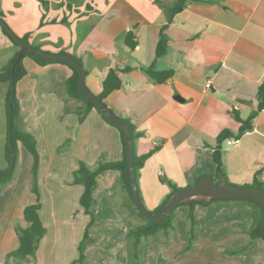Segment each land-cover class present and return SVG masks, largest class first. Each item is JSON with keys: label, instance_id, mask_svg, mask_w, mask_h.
<instances>
[{"label": "crops", "instance_id": "0c3cea01", "mask_svg": "<svg viewBox=\"0 0 264 264\" xmlns=\"http://www.w3.org/2000/svg\"><path fill=\"white\" fill-rule=\"evenodd\" d=\"M174 1L73 0L68 7L62 0H0L3 20L19 38L26 37L41 51H61L80 61L84 84L93 95L100 94L108 71L116 70L121 86L104 103L141 135L135 154H149L136 180L147 211L165 201L171 185L185 189L204 176L213 178L217 136L224 130L238 134L235 116L247 120L256 111L264 78V0H190L167 23L164 7ZM164 25L167 47L156 60ZM130 33L133 50L125 43ZM15 52L0 29L2 66ZM22 63L25 74L14 88L19 108L14 125L36 142L38 197L30 190L32 157H26L27 192L11 191L5 199L0 193V264L18 248L14 227L27 226L20 222V212L36 200L45 234L33 257L14 264H70L78 258L80 243L84 258L77 264H133L128 234L143 221L125 206L119 172L107 170L96 177L88 228L91 217L79 205L83 187L73 184L80 163L93 169L99 162L121 160L118 131L95 110L79 121L84 105L66 93L67 66L39 65L29 57ZM152 64L155 71H172L173 76L155 82L144 71ZM221 162L231 185L249 186L255 179L264 183V111L252 119L238 145L221 144ZM190 210L188 205L175 210L174 232L180 227L182 234L188 231ZM192 212V248L181 235L168 238L173 230L159 232L141 241L136 263L264 264V238H250L260 217L251 203L215 200L194 205ZM4 215L10 216L8 225ZM156 251L162 255L152 256Z\"/></svg>", "mask_w": 264, "mask_h": 264}, {"label": "trees", "instance_id": "16d2710c", "mask_svg": "<svg viewBox=\"0 0 264 264\" xmlns=\"http://www.w3.org/2000/svg\"><path fill=\"white\" fill-rule=\"evenodd\" d=\"M68 3L73 0H62ZM158 1V0H156ZM190 0H175L174 3L171 6L164 7V12L166 15L167 23H169L172 18L180 13L187 5V3ZM0 18L3 20V15L0 12ZM65 22V21H64ZM167 25H164L159 32V40L157 42L156 48H155V59L162 57L165 54L166 47H167V39L165 35V29ZM2 33L8 38L10 43L16 48V52L14 55L4 64L2 67H0V83H6L8 85L6 96H5V108H6V116H7V125H8V133H7V142L4 147V159L7 163V168L0 170V187L6 186L9 184L14 176V170L16 166V160H17V145L20 144L31 156H32V169H31V191L32 193L38 197V191H37V177L36 172L38 168V161L39 156L36 149V142L35 139L31 134L28 132L21 130L19 128H16L14 125V119L18 115L19 108L18 103L15 97V94H12L16 83L24 76L25 69L22 63V60L24 57H29L34 62H36L39 65H45L49 63H59L67 66L70 71L71 75L65 82V90L68 95V97L75 99L79 102H81L84 105L83 112L79 115V121L81 122L87 112L90 110H95L102 120H104L108 125L115 128L120 137V142L122 145V158L120 161L117 162H99L93 169H90L87 167L84 163H80L77 170L74 172L73 175V184H79L83 187V192L79 198V205L83 209L84 213L86 215H89L91 217L87 228L90 224L93 222V217L91 213V208L94 204L93 201V191L96 186V177L107 170H116L120 174V182L121 187L124 190V192L127 195V202L125 203V206L127 209H129L132 213H134L137 217H139L143 223L136 226L134 229L129 231V237L131 238V248H130V257L132 259L133 264H137L136 261L138 259V249L141 244V241L143 239L153 237L157 233L161 232L163 234H167L170 230L174 229L173 226V219H174V211L182 206V205H188L191 210L189 213V240L190 242L193 240L194 237V216L192 212V208L194 205H202L199 202H191L188 204H180L178 205L172 214L165 218L164 220L160 222H156L153 220H146L138 211L136 208L134 201H133V193L129 186V180L127 177L126 172V157H125V142L123 135L121 131L109 123L105 117L96 109V107L90 103L78 90L77 87V77L78 72L69 64L64 61H56V60H42L39 57L32 56L29 54L22 53L19 55L20 47L18 44H16L11 37L6 33V31L2 28H0ZM22 42L30 45L26 39V37L19 38ZM125 43L129 50H133L135 47V43L132 41V35L131 33L126 35L125 37ZM31 46V45H30ZM34 49L39 50V48L31 46ZM59 54H64L63 52H59ZM77 63H80V61L72 57ZM82 66V65H81ZM145 73L155 82L157 83H163L167 79L173 76L172 71H155L153 69V64L144 69ZM121 86V81L117 75V72L115 69H110L105 77V79L102 82L101 86V92L99 95H96L95 97L104 103V99L113 91L119 89ZM257 109L255 112L252 113V115L247 120H241L239 117L235 116V120L240 123L239 132L237 135H233L228 130H224L219 133V135L216 138V149L212 153V160L215 165V175L213 176V181L215 184L220 183V177L219 175H223L222 173V162H221V144L229 139V138H239L241 134L250 129V123L252 119L257 115L258 112L264 110V78L261 81V83L258 86L257 89ZM105 104V103H104ZM106 105V104H105ZM110 110V109H109ZM110 112L113 114V112L110 110ZM114 115V114H113ZM118 118V117H117ZM129 130L133 145L135 141L141 136L138 132H136L135 127L130 123L129 120L118 118ZM12 122L11 130L9 131V123ZM10 139V141H9ZM149 157V154L137 156L135 152H133V168L135 172V178L137 180L138 177V171L142 168L144 161ZM13 163V169L10 170L9 167ZM251 187H257L262 192H264V183L259 182L257 179L254 180V182L249 185ZM171 192L165 199V201L156 209L153 211H149L150 213H158L160 211V208L167 202L169 197L180 190L179 188L171 185ZM215 201V200H212ZM237 201H245V200H237ZM248 203H251L253 206H255L259 212L261 218V209L258 205H256L253 202L245 201ZM40 209L39 201L36 200L34 204H30L24 207L23 209V219L27 224V227L24 229H18L17 230V240H18V248L10 253L8 257L17 258L18 260L25 261L29 257H33L38 244L42 237L45 234V228L42 225V222L39 218L38 211ZM259 221L257 225L254 227V229L250 233L251 239L256 238H264V235L261 234L259 229ZM87 238V232L84 233V240ZM82 243L78 246V258L71 262L70 264H77L82 262L84 255L82 252Z\"/></svg>", "mask_w": 264, "mask_h": 264}, {"label": "water", "instance_id": "95a60500", "mask_svg": "<svg viewBox=\"0 0 264 264\" xmlns=\"http://www.w3.org/2000/svg\"><path fill=\"white\" fill-rule=\"evenodd\" d=\"M0 28L4 29L11 39L19 45L20 52L18 56H20L22 53H25L39 57L42 60L64 61L69 63L78 72L77 87L79 92L96 107V109L109 123L117 127L123 135L125 142L126 172L129 180V186L133 193V201L140 214L146 220L160 222L169 217L174 209L180 204H188L191 202L208 204L212 200H245L253 202L260 207L261 218L259 221V229L261 234L264 235V192H262L257 187L231 185L223 175H220L219 184H215L212 177L204 176L193 187L180 189L172 194L167 202L160 208L158 213H150L147 211L142 205L138 196L135 172L133 168L134 145L131 134L127 127L110 112L107 106L98 100L95 95L88 91L84 84L85 72L82 66L77 63L70 55L44 52L34 49L30 45L22 42L1 18ZM12 94H14V90ZM11 127L12 122L9 123V131L11 130ZM12 169L13 163L10 166V170Z\"/></svg>", "mask_w": 264, "mask_h": 264}, {"label": "rangeland", "instance_id": "374dc122", "mask_svg": "<svg viewBox=\"0 0 264 264\" xmlns=\"http://www.w3.org/2000/svg\"><path fill=\"white\" fill-rule=\"evenodd\" d=\"M1 62L2 61H0V67H2V63ZM7 88H8V85L6 83H0V170H3L5 168H7V163L5 162V159H4V147H5V144L7 142V133H8L7 118L5 116V107H4V101H5ZM17 150H18V152H17L16 166H15V170H14V177L17 176V174H18V172L20 170V172H19V174H20L19 181L12 188L10 186V183L7 184L6 186L0 187V193L3 192L4 196L2 198H4V199H5V196L7 194H8V197H10V195H11L10 193H12V192L13 193L14 192H22V191H25V193L27 192V187H26V178H27L26 165H27V158L29 159L32 156L19 144L17 145ZM20 165H21V169L19 167ZM9 169H10V167H9ZM14 177H13V179H14ZM8 187H10V188H8ZM30 188H31V178H30ZM14 189H16V190L14 191ZM2 208L4 210H7L8 206L3 205ZM16 208H17V206L13 209V211L14 210L16 211ZM23 209H24V207H23ZM23 209L20 212V217L19 218H20V222L22 224L27 225L26 222L23 219ZM175 213L176 212L174 211V214ZM9 218H10L9 215H4L1 218L3 223H4V225H8L9 223H11ZM26 227L27 226L20 227L19 225L18 226L16 225V227H14V233L16 234V237H17V230L18 229H24ZM172 233H173L174 239L178 238V236L181 235L180 237L182 238V240H183V238H185V240L187 241V244H186L187 247L192 248L193 240L191 242L189 240V229H188V231L185 234H182V230H181V227H180L179 230H177V232H174V230L172 232H169L168 238H170ZM185 236H187V237H185ZM147 239H149V238H147ZM156 252L157 253L153 254L152 256H155V255H160L161 256L162 255L160 252H158V251H156ZM10 253H12V252H10ZM10 253H8V254H6V256H4V263L3 264H8L7 262H9V264H14V262L21 261V260H18L17 258H13V257L9 258L8 255Z\"/></svg>", "mask_w": 264, "mask_h": 264}, {"label": "built area", "instance_id": "2783aa9c", "mask_svg": "<svg viewBox=\"0 0 264 264\" xmlns=\"http://www.w3.org/2000/svg\"><path fill=\"white\" fill-rule=\"evenodd\" d=\"M205 87H206L207 89L210 88V80H208V81L206 82ZM234 110H237V107H236V106L233 107L232 111H234ZM262 111H264V110H262ZM260 112H261V111H260ZM224 142H225V145H226V146L233 147V146L238 145V143H239V138H229V139L225 140Z\"/></svg>", "mask_w": 264, "mask_h": 264}]
</instances>
